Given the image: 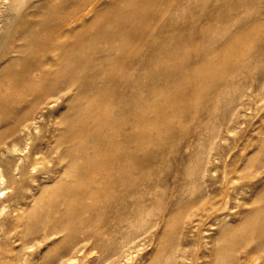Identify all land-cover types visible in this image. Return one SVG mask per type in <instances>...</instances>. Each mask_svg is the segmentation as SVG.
I'll list each match as a JSON object with an SVG mask.
<instances>
[{
    "label": "rangeland",
    "instance_id": "1",
    "mask_svg": "<svg viewBox=\"0 0 264 264\" xmlns=\"http://www.w3.org/2000/svg\"><path fill=\"white\" fill-rule=\"evenodd\" d=\"M170 1L177 19L192 11L186 16L189 19L163 20ZM202 1L207 2L206 8L197 10V0H163L161 9L150 12L157 19L136 22L141 34L148 37L146 46L156 45L162 52L151 63L157 70L168 71L167 86L174 93L160 84L165 76L156 70L148 72L156 77L151 90L158 93L147 98L150 119L143 124L148 134L143 151L138 144L133 148L139 156L146 154V161L135 170L131 212L120 217L108 214L104 222L99 220L92 231L100 235L77 249L66 244L64 233L48 235L55 225L54 212L40 234L32 235L28 216L40 212L45 204L42 191L52 189L59 175L41 155L31 161L33 165L43 162L35 172L1 186L0 264H217L221 250L225 253L219 264H264L256 248L259 225L252 227L249 221L264 218V78L240 76L237 82L242 83L236 85V92L232 88V94H220L222 87L217 90L213 83L222 63L197 62L194 57L201 46L199 34L207 29L212 13V0ZM262 3L240 27L229 31L226 43L234 49L232 59L264 66ZM159 100L172 102L158 111L155 102ZM84 104L82 122L89 101ZM67 107L60 103L50 121L41 122L40 137L34 136L32 147L39 145L43 151L55 147L51 136L58 134L53 132L55 123ZM233 234L239 242L227 248V239ZM246 236L251 240L246 241ZM96 242L105 247L98 248Z\"/></svg>",
    "mask_w": 264,
    "mask_h": 264
},
{
    "label": "bare ground",
    "instance_id": "2",
    "mask_svg": "<svg viewBox=\"0 0 264 264\" xmlns=\"http://www.w3.org/2000/svg\"><path fill=\"white\" fill-rule=\"evenodd\" d=\"M120 2L125 6L118 7ZM162 2L0 0V192L7 181L17 182L19 175L35 172L36 166L43 162L33 165L31 161L41 155L59 173L54 187L42 191L45 204L40 212L28 216L32 235L40 234L54 212L55 225L48 235L64 233L66 244L77 249L85 240L100 235L92 231L99 220L104 222L108 214L120 217L131 212L135 170L143 168L146 161V154L139 156L133 148L138 144L139 151H143L148 135L143 124L150 119L147 98L158 93L151 90L156 77L148 76V72L156 70L165 76L160 84L174 93L167 86L168 71L157 70L151 63V58L161 56L162 52L156 45L146 46L148 37L136 27L140 19H157V14L153 16L150 12L161 9ZM262 2H211L212 13L210 18L207 16L210 23L199 34L201 46L194 57L197 62L222 63L213 83L217 90L222 87L220 94H232V88L236 92V85L242 83L237 82L240 76L264 78L262 64L232 59L234 49L226 43L229 31L250 18ZM206 4L197 0L195 8H206ZM168 5L163 20H188L186 16L192 14L183 12L177 19L174 2ZM183 38L178 39V44ZM134 40L138 43L134 44ZM179 79L182 77H178V82ZM87 100L88 114L82 122L81 110ZM171 102L159 100L155 106L162 111ZM60 103L69 107L55 123L53 132L58 134L51 136L55 147L49 146L46 151L39 145L32 147L34 136L40 137L41 122H49ZM249 221L252 227L259 225L256 248L264 263V218L256 223L253 219ZM237 237L233 234L227 239V248L237 245L240 239ZM245 240L251 239L246 236ZM95 245L105 247L101 242ZM219 252L220 262L225 251Z\"/></svg>",
    "mask_w": 264,
    "mask_h": 264
}]
</instances>
